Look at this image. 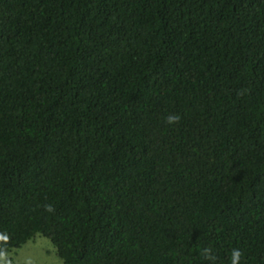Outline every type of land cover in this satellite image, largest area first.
Returning <instances> with one entry per match:
<instances>
[{
    "label": "trees",
    "instance_id": "trees-1",
    "mask_svg": "<svg viewBox=\"0 0 264 264\" xmlns=\"http://www.w3.org/2000/svg\"><path fill=\"white\" fill-rule=\"evenodd\" d=\"M36 235L264 264V0H0V259Z\"/></svg>",
    "mask_w": 264,
    "mask_h": 264
},
{
    "label": "rangeland",
    "instance_id": "rangeland-1",
    "mask_svg": "<svg viewBox=\"0 0 264 264\" xmlns=\"http://www.w3.org/2000/svg\"><path fill=\"white\" fill-rule=\"evenodd\" d=\"M0 264H63L48 239L36 235L20 248L12 249Z\"/></svg>",
    "mask_w": 264,
    "mask_h": 264
},
{
    "label": "clouds",
    "instance_id": "clouds-1",
    "mask_svg": "<svg viewBox=\"0 0 264 264\" xmlns=\"http://www.w3.org/2000/svg\"><path fill=\"white\" fill-rule=\"evenodd\" d=\"M178 119H179L178 116H169V117L167 118V122H168L169 124H172V123L178 121ZM205 252H206V254H207L208 250H205ZM233 257H234V259H233V264H237V261H238V259H239V257H240V252H239V250H234V251H233Z\"/></svg>",
    "mask_w": 264,
    "mask_h": 264
}]
</instances>
